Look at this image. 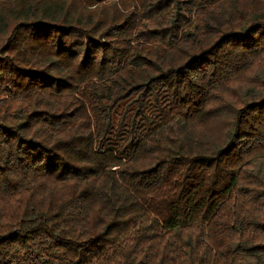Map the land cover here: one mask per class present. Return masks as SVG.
Listing matches in <instances>:
<instances>
[{"label":"trees","instance_id":"obj_1","mask_svg":"<svg viewBox=\"0 0 264 264\" xmlns=\"http://www.w3.org/2000/svg\"><path fill=\"white\" fill-rule=\"evenodd\" d=\"M0 264H264V0H0Z\"/></svg>","mask_w":264,"mask_h":264}]
</instances>
